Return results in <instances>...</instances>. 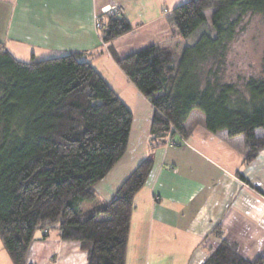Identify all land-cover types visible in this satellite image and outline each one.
<instances>
[{
    "label": "trees",
    "instance_id": "16d2710c",
    "mask_svg": "<svg viewBox=\"0 0 264 264\" xmlns=\"http://www.w3.org/2000/svg\"><path fill=\"white\" fill-rule=\"evenodd\" d=\"M164 10L170 42L117 57L154 107L151 138L179 144L198 109L208 131L245 135L244 161H254L264 153V55L236 76L226 64L252 19L264 18V0H186ZM107 17L106 43L134 28L123 14ZM83 56L22 61L0 41V238L14 264H27L36 232L53 228L80 241L89 264H126L134 199L154 159L141 160L113 198L100 200L95 186L127 153L134 115ZM212 234L218 245L204 264H264V251L245 258L221 225Z\"/></svg>",
    "mask_w": 264,
    "mask_h": 264
},
{
    "label": "crops",
    "instance_id": "0c3cea01",
    "mask_svg": "<svg viewBox=\"0 0 264 264\" xmlns=\"http://www.w3.org/2000/svg\"><path fill=\"white\" fill-rule=\"evenodd\" d=\"M178 1L0 0V41L22 61L83 52L133 111L127 153L95 186L100 200L113 198L152 155L151 174L134 199L126 264H204L218 245L212 234L217 225L253 260L264 251V153L246 163L245 135L210 132L201 114L198 121L189 118L179 144L157 146L167 137L151 138L154 107L117 62L152 43L168 44L172 30L164 4ZM113 5L134 28L106 43L96 17L105 22ZM0 264H14L1 238ZM27 264L89 262L80 241L53 228L46 236L36 232Z\"/></svg>",
    "mask_w": 264,
    "mask_h": 264
},
{
    "label": "rangeland",
    "instance_id": "374dc122",
    "mask_svg": "<svg viewBox=\"0 0 264 264\" xmlns=\"http://www.w3.org/2000/svg\"><path fill=\"white\" fill-rule=\"evenodd\" d=\"M185 1L186 0H180L178 1L177 5ZM166 6H168L169 9H172L176 6V3L175 5L173 3V5L171 6L170 3H166L164 4V7ZM208 16L209 18H211L210 12H208ZM194 39L195 36L191 37L187 41L192 42ZM263 55H264V18L256 17L252 19L248 30L246 32H243L240 35V37L231 46V51L226 64L228 74L229 75L233 74L235 76L238 75L240 72L244 71V68L248 66L249 62L251 63V66L249 67V71H252L253 69L255 70L257 68V64H259ZM133 103L130 105L133 106ZM198 114L204 116V113L201 112V110L197 109L194 110L191 117H193L194 120L198 121L202 118V116L200 117ZM91 205H92L91 203H85L84 207H89Z\"/></svg>",
    "mask_w": 264,
    "mask_h": 264
},
{
    "label": "built area",
    "instance_id": "2783aa9c",
    "mask_svg": "<svg viewBox=\"0 0 264 264\" xmlns=\"http://www.w3.org/2000/svg\"><path fill=\"white\" fill-rule=\"evenodd\" d=\"M118 10H119V7L117 5H113V6H111L110 9H108V12H109V14H114L115 12L117 13ZM103 24H104V21L102 19V16L96 17V27L98 29H101ZM170 143L174 144L173 141H171Z\"/></svg>",
    "mask_w": 264,
    "mask_h": 264
}]
</instances>
